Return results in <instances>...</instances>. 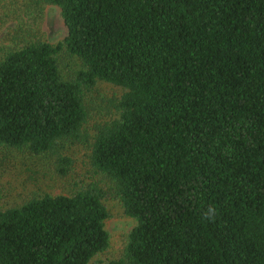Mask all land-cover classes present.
<instances>
[{
	"label": "trees",
	"instance_id": "trees-1",
	"mask_svg": "<svg viewBox=\"0 0 264 264\" xmlns=\"http://www.w3.org/2000/svg\"><path fill=\"white\" fill-rule=\"evenodd\" d=\"M19 2L57 6L63 39ZM2 28L0 168L56 155L64 176L110 110L84 129L94 179L0 208V264H264V0H0ZM110 198L135 224L96 261Z\"/></svg>",
	"mask_w": 264,
	"mask_h": 264
},
{
	"label": "rangeland",
	"instance_id": "rangeland-1",
	"mask_svg": "<svg viewBox=\"0 0 264 264\" xmlns=\"http://www.w3.org/2000/svg\"><path fill=\"white\" fill-rule=\"evenodd\" d=\"M19 3L22 4V2ZM28 7L26 10V6L23 5L20 16L30 25L32 34L39 35L49 43H57L63 39L66 35V27L57 6L45 4L39 9L38 13H35V5L30 10L32 13L28 12ZM4 37L7 38V33L2 28L0 29V45L8 43L7 40H4ZM64 64L63 70L70 71L73 69L71 63L66 62ZM100 89L108 96L118 91L117 88L106 83H103ZM95 101L98 103H93L94 106L91 107L94 109L90 111L89 117L83 125V135L80 141L75 142V144L66 142L61 148L63 155L67 154L73 160L64 176H61L57 171V168L61 166L56 155L30 159L18 153L15 159L3 164L0 168V208L19 204L30 196L41 194L43 191L64 192L75 188L76 182L80 180L94 179L85 156L86 150L83 144L89 138L86 136L84 129L92 132L94 125L105 120L103 115L110 110L109 107L99 108V101ZM100 117L102 118L100 119ZM106 205L109 217L105 221V228L110 235V245L105 253L96 258V261L102 262H107L119 256L125 236L135 224L133 219L123 214L122 207L117 200L110 198L106 201Z\"/></svg>",
	"mask_w": 264,
	"mask_h": 264
},
{
	"label": "clouds",
	"instance_id": "clouds-1",
	"mask_svg": "<svg viewBox=\"0 0 264 264\" xmlns=\"http://www.w3.org/2000/svg\"><path fill=\"white\" fill-rule=\"evenodd\" d=\"M215 214H216L215 209L209 207L203 212L202 219L204 220L214 219Z\"/></svg>",
	"mask_w": 264,
	"mask_h": 264
}]
</instances>
